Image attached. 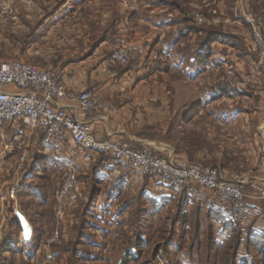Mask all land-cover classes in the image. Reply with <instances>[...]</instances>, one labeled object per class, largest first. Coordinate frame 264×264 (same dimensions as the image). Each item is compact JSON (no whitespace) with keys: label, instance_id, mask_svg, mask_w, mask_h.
<instances>
[{"label":"rangeland","instance_id":"rangeland-1","mask_svg":"<svg viewBox=\"0 0 264 264\" xmlns=\"http://www.w3.org/2000/svg\"><path fill=\"white\" fill-rule=\"evenodd\" d=\"M73 1L0 0V64L15 60L42 68L59 64L63 58L59 53L57 31H69L72 25L69 26L66 20L61 27L54 29V26L59 18L68 15L74 8ZM145 1L150 6L143 8L147 11L144 14L153 17L157 30H164L166 25L181 21L178 30L194 33L198 45L201 44L198 34L202 33L205 37L212 30L221 34L230 33L234 38L229 40L234 50H223L224 57L217 58L215 55L217 59L210 57L202 64H199V59L191 63L188 57L185 58L190 70L184 75L178 68V61L169 64L160 58L158 61L153 59L152 64L158 69L155 74L157 81L162 82L165 69L172 74L169 82L175 91V104H181L180 100L200 97V114L189 121L188 133L194 129L207 130V126L212 129L210 140L213 146L208 147L206 136H202L199 143L210 153H219L214 163L245 179H254L255 184L261 182L264 180V152L259 127L264 124V64L262 50L255 38L254 23L260 24L264 37V0ZM59 7H65L60 15L55 14ZM170 11L179 14L177 20L166 17ZM195 14L202 15L203 23L196 21ZM238 14L242 22L234 23V15ZM221 38L219 43L228 42V39ZM163 43L164 39L161 45ZM179 50V47L174 48V52ZM90 52V48L83 50L76 58L86 59ZM110 52L111 46H108L100 56L106 58ZM234 53L236 56H233ZM226 64L233 66L236 77L233 88H229L223 78L227 74ZM202 74H205V79L197 81L196 78ZM190 106L191 103H185L183 109L190 110ZM177 119L178 115L173 123ZM172 126L169 134L174 146H187L186 136L182 137L180 129ZM36 136L22 123L0 122V173L4 169L12 183L16 182L18 199L21 184H27L26 189L28 187L36 192L43 184L46 189L50 185L52 171L48 164L45 167L43 164L50 165L54 160L49 156L38 158ZM24 154L28 155L26 163L24 167H19ZM39 167L44 172L38 171ZM92 185L93 202L86 210L83 227L73 244L62 243L50 247L49 252L45 249L35 253L34 244H24L13 222L9 223V243L5 255L12 258V264H30V259L34 257L41 259L39 264H263L260 257L263 259L264 244L246 245L239 249L240 236L236 232L223 233L212 227L206 212L193 208L185 221L184 209L175 200L157 203L152 199L149 203L144 191L135 199L125 183L115 187L112 198L110 192L115 188L110 187V182L104 183L98 178ZM7 190L4 188L2 191ZM229 223H232L229 224L231 228L234 227L235 223ZM44 238L45 235H42V240Z\"/></svg>","mask_w":264,"mask_h":264},{"label":"crops","instance_id":"crops-1","mask_svg":"<svg viewBox=\"0 0 264 264\" xmlns=\"http://www.w3.org/2000/svg\"><path fill=\"white\" fill-rule=\"evenodd\" d=\"M145 3V0H74L72 4L74 8L70 13L55 22L54 29L61 27L62 22L66 20L73 28L69 27V31L60 29L57 31L59 53L63 59L55 67L50 68L63 69L66 74V82L72 89L78 91L95 89L106 101L118 109L117 114L96 113L90 117L92 128L98 139H110L132 148L161 147L168 153L174 154L178 160L195 163L204 168H221L214 163V159L218 158L219 153L212 154L207 147H202L199 143L202 136H206L208 147L213 146L214 143L210 140L213 131L209 126L206 127L207 130L194 129L189 134L187 126L189 122H184L180 126L179 132L182 137L186 136L187 146L181 147L180 145L178 148L174 146L169 133L173 127L175 116L180 113L185 103L195 106L200 104V97L180 100L181 104H175V91L172 90L173 86L169 82L172 74L168 72L169 69H165L164 78L162 82H159L155 75L158 69L152 64V61H155L153 59L160 58L169 64L178 61L180 62L178 68L184 75L187 73L186 71L190 70L185 58L188 57L191 63L197 62V54L203 51L201 44L198 45L196 42L197 36L193 37L194 33L178 30L181 21H174L173 24L166 25L164 30H157L158 27L153 24V17L144 14L147 11H144L143 8L150 6ZM63 8L65 7H59L55 14L63 13ZM178 15L177 12L170 11L166 17L170 20H177ZM239 15H234V23L242 22ZM124 25L129 26L126 32L122 30ZM158 31L162 33H158ZM55 33L54 31V35ZM201 34H198L199 39ZM119 35L142 45L144 54L129 67L111 68L107 73H104L102 67L105 58L100 54L108 49L111 42L115 40V36ZM222 35L223 37L231 36L230 33H222ZM162 39H164L163 45H161ZM231 46L229 41L227 43L217 41L213 44L211 57L213 59L215 55L217 58L224 57L222 56L223 50L233 49L234 46ZM176 47L180 48L179 52H174ZM89 48L91 52L88 54V58H76L83 50ZM233 56H236L235 53ZM226 65L227 74L223 78L229 88H233L236 86L233 66L232 64ZM205 77V74H202L196 79L202 81ZM219 79L217 78V80ZM179 105L181 106L179 107ZM69 111L73 112L77 118L89 120L72 107H69ZM187 135L189 136L187 137ZM36 137L38 139L35 140L38 158L44 159L45 156H49L54 162L50 165L49 163L43 164L44 167L48 164L52 171L50 185L45 192L34 191L27 194L23 200L20 197L18 199L19 211L26 217L36 236L35 241L30 243L34 244L35 253L45 251V249L49 252L50 247H56L55 245L62 243L70 245L76 241L83 227L82 221L86 210L93 202L94 186L92 182H96L98 178L104 183L110 182L112 188L125 183L124 186L131 189L129 193L135 199H138V195L144 191L150 200L149 203L153 200L157 203L175 200L178 202V206L184 209L185 215H188L193 208L199 209L201 213L212 210L224 215L226 222H233L229 220L228 213L217 206L212 196L204 190L192 189L177 194L149 176L127 174L117 168L108 158L83 150L71 140L54 143L46 142L40 136ZM38 169V171L44 172L42 167ZM4 171L3 169L0 173V186L2 187V189L0 188V219L5 211L3 198L15 187L16 183H12ZM71 173L77 176L78 186L61 202L58 198L60 185ZM263 181L258 182L255 187L251 185L245 188L244 206L250 211L247 221L243 225L233 222L245 233L251 231L264 235V200L260 199L264 193ZM21 186L23 184L19 187ZM4 188L8 190L3 192ZM114 190L111 191L112 193L110 192L112 198L116 188ZM13 224L17 225L15 220ZM213 226L217 230H222L223 233H228L222 222L214 221ZM17 233L20 237L19 229ZM42 235H45L43 240ZM11 260L12 258H7L5 255L1 264H12ZM30 260H32L30 264L42 262L36 257Z\"/></svg>","mask_w":264,"mask_h":264},{"label":"built area","instance_id":"built-area-1","mask_svg":"<svg viewBox=\"0 0 264 264\" xmlns=\"http://www.w3.org/2000/svg\"><path fill=\"white\" fill-rule=\"evenodd\" d=\"M195 18L198 23H203L201 14H195ZM128 29V25L122 28L124 32ZM254 33L262 50L264 64V37L260 24L256 22ZM110 46L111 52L102 67L104 73L111 68L128 67L144 54L142 45L122 35L115 37ZM69 107L89 120L77 118L69 111ZM117 112L118 109L95 89L78 91L69 87L63 69L42 68L23 60L0 64V122L14 125L22 123L46 142L63 143L71 140L83 150L108 158L127 174L149 176L177 194L192 189L204 190L212 196L217 206L228 213L229 220L240 225L247 221L250 211L244 206V191L248 186H256L254 179H245L234 171L220 167L204 168L178 160L174 154L161 147L132 148L110 139H98L90 117L96 113L109 115ZM259 132L264 152V124L259 127ZM27 156H22L19 167H24ZM77 186V176L69 174L60 185L59 200L62 202ZM16 187L17 185L3 198L5 211L0 219V264L5 258L9 243V223L16 221L17 225H13L15 229H19L23 243L30 244L36 238L32 226L19 211ZM260 199L264 200V193Z\"/></svg>","mask_w":264,"mask_h":264},{"label":"trees","instance_id":"trees-1","mask_svg":"<svg viewBox=\"0 0 264 264\" xmlns=\"http://www.w3.org/2000/svg\"><path fill=\"white\" fill-rule=\"evenodd\" d=\"M197 32H199V31H197ZM206 34L207 35L205 37H203V34L200 35L201 48L203 49V51L206 54L205 55H203V53L202 54L201 53L197 54L198 55V59H199V64L205 63V61H207L211 57L213 44H215L217 41L221 40L222 39L221 37H223L221 32H217L215 30H212V32H207ZM224 38L228 39V41L229 40L231 41L233 37L232 36H224ZM131 65H133V64H131ZM199 114H200L199 104L197 106L191 104L190 110H187L186 108H184L182 110V112H180L178 114V119L173 123V125H175L178 128V130H179L180 126L184 122L188 123L191 119L196 118ZM26 185L27 184H25L24 186H21L20 189H19L18 195L21 198V200H23V198L27 194L32 193L34 191L33 189L28 188V187L26 189V187H25ZM45 187H46L45 184H43V187L41 188L42 192L43 191L45 192V190H46ZM206 214L210 217L212 227H213L214 221H219V222L223 223L225 229H227L228 232H230V233L236 232L237 235L240 236L241 244L239 246V249H242V247H244L246 245H247V247H249V246H254V245L258 244V243L264 244V235H260L258 233L251 232V231H248V232L245 233L237 225H234V227L231 228L229 224H232V223L226 222L225 221L226 218H225L224 215L218 214V213H216V212H214L212 210H208L206 212ZM187 220H188V215L186 214L185 221H187ZM7 245H8V243H7ZM262 257H263V259H261V257H260V261L264 264V255H262ZM248 259H250V258H248ZM248 259H247V261H249ZM242 264H247V262H243Z\"/></svg>","mask_w":264,"mask_h":264},{"label":"bare ground","instance_id":"bare-ground-1","mask_svg":"<svg viewBox=\"0 0 264 264\" xmlns=\"http://www.w3.org/2000/svg\"><path fill=\"white\" fill-rule=\"evenodd\" d=\"M25 225H27L26 222H25Z\"/></svg>","mask_w":264,"mask_h":264}]
</instances>
